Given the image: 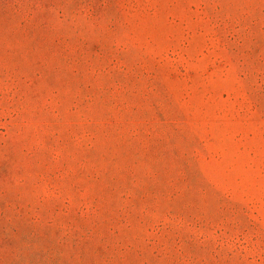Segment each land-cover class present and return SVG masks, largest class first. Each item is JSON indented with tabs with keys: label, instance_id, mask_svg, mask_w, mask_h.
Returning a JSON list of instances; mask_svg holds the SVG:
<instances>
[{
	"label": "rangeland",
	"instance_id": "rangeland-1",
	"mask_svg": "<svg viewBox=\"0 0 264 264\" xmlns=\"http://www.w3.org/2000/svg\"><path fill=\"white\" fill-rule=\"evenodd\" d=\"M0 264H264V0H0Z\"/></svg>",
	"mask_w": 264,
	"mask_h": 264
}]
</instances>
